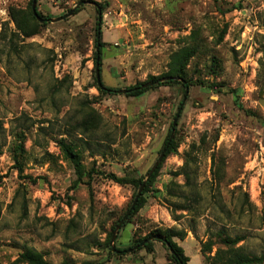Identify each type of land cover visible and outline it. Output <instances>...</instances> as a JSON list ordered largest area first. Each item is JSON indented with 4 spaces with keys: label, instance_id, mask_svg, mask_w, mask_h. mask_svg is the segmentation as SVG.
I'll return each instance as SVG.
<instances>
[{
    "label": "rangeland",
    "instance_id": "rangeland-1",
    "mask_svg": "<svg viewBox=\"0 0 264 264\" xmlns=\"http://www.w3.org/2000/svg\"><path fill=\"white\" fill-rule=\"evenodd\" d=\"M30 3L0 0V264H25L27 249L49 264H175L158 241L134 248L154 230H171L189 264L264 259V0H37L50 20L79 12L46 26L28 22L36 33L27 37L11 12L28 14ZM94 4L106 7L100 70L109 88L165 75L173 53L194 50L184 76L197 84L176 149L119 229L120 255L109 233L138 190L104 174L147 179L184 91L101 93ZM66 147L82 165L81 181Z\"/></svg>",
    "mask_w": 264,
    "mask_h": 264
},
{
    "label": "trees",
    "instance_id": "trees-1",
    "mask_svg": "<svg viewBox=\"0 0 264 264\" xmlns=\"http://www.w3.org/2000/svg\"><path fill=\"white\" fill-rule=\"evenodd\" d=\"M32 1L33 0H31V3H30L31 8L29 9L30 11H29L28 14L25 11L23 12V11H20V10H14V11L11 12L12 13V17H13V19H15V22L17 24V27H18L19 31H21V33H23V35H25L27 37H30V36H32V35H34L36 33L35 30H33L34 25H29L28 22L32 21L37 26H39V25L40 26H46L47 22L50 20V18H44L40 13H39V16L44 18L45 21L39 22L37 20V18L33 15V12H32ZM105 9H106V7L104 5H102V4L98 5L97 11L99 12V14H101L100 27L102 25V15H103ZM75 12L76 13L79 12V8H77ZM98 29H99V24H97V28H96L95 52H94L95 68H96V62H97V57H98V53L96 51V47H97V43H98L97 42ZM100 43L101 44H100L99 55H100V67H101V65H102L101 48L104 45V43L102 41V31H101V42ZM193 53H194V50H191L188 47H185V48L173 53L172 56H171V62H170V65H169L168 73H166L165 75H162L160 77L152 76L146 82L137 83L134 86L126 88L125 89V93H123V94L125 96H128V97H140V96H143L144 94H146L148 91H150V90H152V89H154V88H156L158 86H170V85L180 84L182 86V88H183L184 95H185L186 88H190L193 85L197 84L195 82L188 81L185 78V76H184L186 66L188 65V62H189L190 58L192 57ZM169 77L170 78L179 77L180 79H182V81H173V80L161 81L162 79L169 78ZM96 82H97V80H96ZM97 88H98V90L101 93L109 94V95H114L116 93H119V91H121V90H117V89H114V88H109V87L105 86L103 82H102L101 85H99L97 83ZM230 93L235 94L236 90H231ZM238 97L239 96H235V103L237 104V106L241 110L245 111L246 113H249V111L245 110L242 107V105L239 104V98ZM182 101H181V103H182ZM181 103L179 105V108L181 106ZM177 126H176V128H177ZM83 127L85 129L89 128V126L86 125V123H83ZM172 128H173V122L171 124V128L169 130L168 136H167V138H166V140L164 142V146H163V150L164 149L167 150L164 159L167 158V156L170 155L176 149L175 136H174L173 140L168 145L169 138H170L171 132H172ZM175 131H176V129H175ZM20 148H22V147L18 146L17 149H15V154H16L15 156L16 157H17V152L16 151L20 150ZM64 151L71 158V161H72V163L75 166L76 173H77V175L79 177L78 181H81L82 180V176H83V168H82V165H81L78 157H76V154H74V152L71 151L70 148L67 149V147H66ZM15 163H16V165L18 167V170L21 171V166H20V164L18 162V159L15 160ZM160 168H161V164L154 171V173L150 176V178L147 180L146 186H145V188L143 190V193H142V195H141V197L139 199V202H138L136 208L134 209V211L129 216V219L132 218L138 212V210H140V208H142V206L144 205V196H145L146 192H148V190L150 189V186L153 185V183H154V181H155V179H156V177L158 175V172H159ZM150 170L148 171L147 176H148ZM101 175H103V173ZM88 176H89L88 186H89V189L91 191L92 190L91 182L93 180V174L89 173ZM104 176L106 178H108L109 180H111V181H113V182H115V183H117L119 185H131L134 188H136L137 190H139V188L141 187V185H142V183H143V181L145 179V178L134 179V178H130V177H127V176L126 177H118L117 175H115L113 173L104 174ZM137 193H138V191H137ZM137 193H135L133 195L132 202L129 205V207L127 208L125 215L130 210V207L132 206V204H133V202L135 200V197L137 196ZM121 220L118 222V224L121 222ZM118 224H116V226L112 228V231L109 233V239L112 237V234H113V232H114V230H115V228L117 227ZM124 225H125V223H123L121 227H124ZM151 236H157L158 239H156L154 241H158V242L162 243L164 246H166L168 248V250L170 251V254H171V258H172V260L174 261L175 264H189V257L185 254L184 249L181 246H179L177 242H175L173 240L175 235H174V233L171 230H165V231L154 230L153 232L150 233V235L148 237L136 242V246L134 248L139 246L142 242H144L146 239L150 238ZM151 242H153V241H151ZM151 242L147 243L144 247L138 248V250H141V249L149 250V249H151V247H152V243ZM233 243H234L233 240H228V242L225 241V244L227 246H232ZM167 245H169V246H167ZM112 251L110 253L111 255H113ZM171 251H172V253H171ZM125 252H126V250H117L116 251V255L117 254L120 255V254H123ZM19 261H21L22 263H25V264H49L48 261H46V259L44 258V255L42 253L37 252V251H35L33 249L25 250L20 255ZM232 261L234 262V264H262L264 259L261 258V257H248V256L238 255V256L233 257V258L229 257L228 261L224 262L223 264H230Z\"/></svg>",
    "mask_w": 264,
    "mask_h": 264
},
{
    "label": "water",
    "instance_id": "water-1",
    "mask_svg": "<svg viewBox=\"0 0 264 264\" xmlns=\"http://www.w3.org/2000/svg\"><path fill=\"white\" fill-rule=\"evenodd\" d=\"M36 5H37V0H33L32 1V12H33V15L37 18V20L39 22H43L45 21L44 18L40 17L39 16V13L37 11V8H36ZM80 5H83V2L79 3L78 6ZM98 7L97 4H94ZM75 12V9H72L70 10L67 14H65L64 16L60 17V18H57V19H53V20H50L51 22H59V21H63L67 18H69L70 16H72ZM100 21H101V14L99 16V29H98V33H97V47H96V51L98 53V57H97V62H96V80H97V83L99 85L102 84V81H101V70H100V55H99V52H100V42H101V27H100ZM170 80H173V81H182V79H180L179 77H175V78H164L162 79L161 81H170ZM119 93H125V90H121L119 91ZM188 95H189V88H186V91H185V95L183 97V101L181 103V106L176 114V117L175 119L173 120V128H172V132H171V136L169 138V142H168V145L169 143L173 140L174 136H175V129H176V126L178 125V120L180 118V115H181V112L183 110V107L188 99ZM166 149H164L157 162L154 164V166L151 168L148 176H147V179L145 181H143L141 187L139 188L138 190V193H137V196L135 197V200L132 204V206L130 207V210L127 212V214L124 216V218L121 220V222L118 224V226L115 228V231L114 233L112 234V237H111V241H110V245L112 246V250L113 252H116L117 250L113 247V244H114V241L116 239V236H117V233L119 232V229L121 228V225L129 218V216L131 215V213L134 211V209L136 208L138 202H139V199L143 193V190L146 186V183H147V180L150 178V176L154 173V171L159 167V165L161 164V162L163 161L165 155H166ZM158 239L157 236H151L150 238L146 239L144 242H142L139 246H137L135 249H138L140 247H144L147 243L151 242V241H154ZM169 246V245H167ZM172 253V251H171Z\"/></svg>",
    "mask_w": 264,
    "mask_h": 264
}]
</instances>
